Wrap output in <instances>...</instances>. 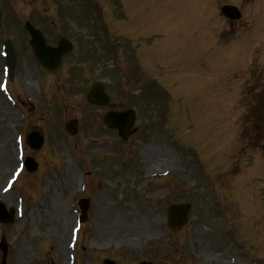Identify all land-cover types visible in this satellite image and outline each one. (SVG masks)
Here are the masks:
<instances>
[{"label": "rangeland", "instance_id": "rangeland-1", "mask_svg": "<svg viewBox=\"0 0 264 264\" xmlns=\"http://www.w3.org/2000/svg\"><path fill=\"white\" fill-rule=\"evenodd\" d=\"M2 2L13 29L25 20L41 27L45 12L67 26L79 57L48 79L46 96L33 75L9 79L24 94L15 104L0 92V194L12 199L0 203L13 218L0 222L5 264H264V0ZM89 3L94 12L84 17ZM226 4L238 18L223 16ZM97 12L91 35L81 26ZM100 79L107 106L85 99ZM110 109L134 111L126 140L105 126ZM71 119L75 136L64 130ZM33 130L44 137L37 150L26 142ZM20 146L35 171H19ZM82 197L90 206L78 237ZM57 201L72 217L60 240ZM180 209L187 219L174 228ZM20 245L30 252L24 260Z\"/></svg>", "mask_w": 264, "mask_h": 264}, {"label": "flooded vegetation", "instance_id": "flooded-vegetation-1", "mask_svg": "<svg viewBox=\"0 0 264 264\" xmlns=\"http://www.w3.org/2000/svg\"><path fill=\"white\" fill-rule=\"evenodd\" d=\"M68 31L70 33V30H67L65 27H59L57 25H53L52 24V20L48 17H46V12H45V17H44V22L42 25V32H43V36L45 38L46 44L48 45H56L59 40L62 37H67L68 38ZM17 36V39L14 40V45H15V50H16V54L18 56L20 51H23L26 53V57H22L20 59V65L17 66V70H16V74L19 77H27V76H32L34 77V72L30 69V65L31 63L34 64H38L37 60L34 58L29 45H28V34L27 32L22 33L21 35L19 34H15ZM70 38V37H69ZM72 39V38H70ZM75 41H77V38H74ZM75 41L72 40L74 46L76 47L77 45L75 44ZM68 55V54H67ZM65 55L62 58V65H66L67 62H69L71 65L74 63V60H68V56ZM29 58V60H28ZM74 58H79L78 57V53L76 55V57L74 56ZM68 60V61H67ZM31 62V63H30ZM39 67V66H38ZM43 71V75L46 76V83L48 85V79L50 76V74L47 71L41 70ZM45 90H46V85H45Z\"/></svg>", "mask_w": 264, "mask_h": 264}, {"label": "water", "instance_id": "water-1", "mask_svg": "<svg viewBox=\"0 0 264 264\" xmlns=\"http://www.w3.org/2000/svg\"><path fill=\"white\" fill-rule=\"evenodd\" d=\"M224 12H227V14H232V12H234V9H231L228 7V10L227 8H224ZM233 16V15H232ZM1 17H2V13H1V8H0V27H1ZM26 27L28 28V30L30 31V33L32 34L33 36V41L31 42L32 43V46H33V49L37 55V57L40 59V61L42 62V64L52 70L54 67H58L59 64H58V61H59V56L60 54L63 52V44L61 43L60 46L56 49L54 48H45L42 44V40H41V37L39 36V32L37 33L36 30L33 29L32 26H30V24H26ZM46 52L48 53V55L50 56V66L49 67V64H47L46 60H45V55H46ZM88 98L91 102H98L100 104H106L108 103L109 99L108 97L103 93L102 91V86L101 84H94L92 86V90L91 92L88 94ZM113 115H116L115 113H113ZM107 122L110 123L111 119L112 118V114L109 113L107 115ZM127 120L126 124H131L132 120H128V119H125ZM75 126V122H72V123H68L67 124V128L69 130H71V132H74L73 128ZM31 167V165H29ZM176 208H173V210H175ZM185 215V214H184ZM0 219H1V216H0ZM4 220V219H3ZM184 221V216L182 215V220L179 221V226L183 223ZM4 251H5V248H4ZM107 264H113V262H106ZM141 264H146V263H141Z\"/></svg>", "mask_w": 264, "mask_h": 264}, {"label": "bare ground", "instance_id": "bare-ground-1", "mask_svg": "<svg viewBox=\"0 0 264 264\" xmlns=\"http://www.w3.org/2000/svg\"><path fill=\"white\" fill-rule=\"evenodd\" d=\"M74 10V9H73ZM114 29V28H113ZM119 33V32H118ZM0 108H3V109H6V106L4 104V102L1 100L0 98ZM1 111V109H0ZM2 113V112H1ZM4 161L7 162L8 161V158L7 156L4 157ZM4 161H1V163H4ZM4 165V164H3ZM23 171V170H22ZM69 177L70 178H75V175L71 172V170H69ZM0 198L2 200H12L9 193H6L5 195H2L0 194ZM55 209H56V212H57V218H56V231H57V237L58 239H62L64 236H66V227L67 225L72 221V217L70 215V213L67 212V209L64 207L62 201H57L56 205H55ZM75 220V219H74ZM118 220V218H116V221ZM118 223V222H116ZM115 224V223H114ZM72 228V227H71ZM71 228H70V231H71ZM97 238H99V236L97 235ZM123 240H126V239H123ZM133 238H130L129 241H132ZM65 252V247H64V244L61 243L60 244V253L61 254H64ZM19 258L21 260H24L26 259L30 252H29V249L24 246V245H20L19 246Z\"/></svg>", "mask_w": 264, "mask_h": 264}]
</instances>
